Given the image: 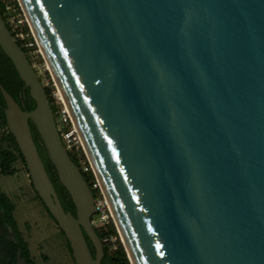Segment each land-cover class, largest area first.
<instances>
[{"label": "water", "instance_id": "water-1", "mask_svg": "<svg viewBox=\"0 0 264 264\" xmlns=\"http://www.w3.org/2000/svg\"><path fill=\"white\" fill-rule=\"evenodd\" d=\"M19 1L131 264H264V0ZM0 47L36 103L22 109L0 82L34 189L75 264H101L92 188L1 13Z\"/></svg>", "mask_w": 264, "mask_h": 264}, {"label": "trees", "instance_id": "trees-1", "mask_svg": "<svg viewBox=\"0 0 264 264\" xmlns=\"http://www.w3.org/2000/svg\"><path fill=\"white\" fill-rule=\"evenodd\" d=\"M15 6H17L16 1H15ZM0 13L5 19L6 24L11 30L12 34L14 35V31L8 21L9 9H8V3L5 0H0ZM17 42L25 51L31 63H33L31 52L35 47H27L23 44V41L21 40H17ZM0 82L6 88V90L15 98V100L19 103L22 109L32 110L36 107V103L30 95L29 88H27L24 82L20 79L12 61L2 51L1 47H0ZM45 88L51 100L52 109L57 118L58 108L53 101L52 90L48 87ZM5 107H6V102L0 90V128L2 129L0 135V174L13 175L16 173L14 164L19 159L24 163L26 169L27 167L24 158L21 154V151L17 145L15 137L8 129L6 116L4 112ZM31 128H32V134L34 140L37 144L38 150L45 163L50 178L56 188L61 203L63 204L65 210L71 211L73 214H76V209L72 201V198L69 192L67 191V189L59 181L57 171L54 165L52 164V162L50 161V159L48 158L42 140L32 123H31ZM68 152L71 158L79 165L85 179L92 188L95 199L98 198V196L100 195V190L99 188L94 186L96 178L88 162L86 161L87 159L85 154L81 151V149L68 150ZM82 161H85L86 163L83 164ZM39 199L41 200L40 197ZM15 208L16 205L12 201V199L2 191L1 182H0V229L2 227H7L10 229L12 233V237H9L5 232L2 231L0 232V264H21V261H23L24 264H37L31 254L29 244L25 239L23 232L20 230L18 226L14 214ZM106 225H107L106 230H104L103 228L96 227L97 234L104 241L105 255L101 261V264H131L128 254L119 239L118 231L115 225L113 224L112 221H109ZM62 233L65 236L63 231ZM112 238H115V241H112ZM66 240H67L68 249L70 251V254L72 255V249L70 243L67 238ZM87 240L89 242V246L91 248L92 253L95 254V249L92 246V243L88 239V237Z\"/></svg>", "mask_w": 264, "mask_h": 264}, {"label": "rangeland", "instance_id": "rangeland-1", "mask_svg": "<svg viewBox=\"0 0 264 264\" xmlns=\"http://www.w3.org/2000/svg\"><path fill=\"white\" fill-rule=\"evenodd\" d=\"M5 1L8 2L9 5H13V7L10 8L11 9L10 12L8 13L9 15L8 17L10 19L11 24L15 28L20 29L19 32L22 31L21 30L22 28L23 29H25V27L28 28L26 23L25 24L22 23L24 20H26L25 14L23 12L22 14H20V12H15V10L18 9L17 6H15V1L19 6L17 0H5ZM30 41L31 40L29 39L28 43ZM34 47L35 48L32 50L31 53L34 68L36 69L43 85L45 87L50 88L52 91H56L57 87L55 85L53 76L50 70L48 69L46 60L43 57V55L40 53V49L36 44V42L34 44ZM1 132L2 129L0 128V135ZM76 141H77V135L75 134V138H72L71 143L75 144ZM75 145L76 146L79 145V147L77 148H80L81 151L86 156V153L83 150V146H81L80 144H75ZM86 161L88 162L90 168L92 169L95 175L93 167L90 164L91 162H89L90 160L87 159ZM23 165H24L23 162L21 160L20 161L18 160L14 164V167L16 169V173L14 175H10L7 177L1 175L2 190L6 192L16 202V205L18 206L17 218L26 238L30 241L32 245L33 252L35 253L38 259L37 264H75L74 260L72 259V255L68 250L67 242L62 232L60 231L58 233L57 232L51 233L53 228L49 225V223H47L46 218L43 217V215H41L39 212H37L36 207L35 206L33 207L32 204L33 202L34 203L37 202L38 206L40 203L38 200L35 199V190L31 185V182L28 178L27 172ZM108 211L109 210L106 206H102L101 213L96 214L93 217V223L95 224L96 227L103 228L104 230H106L107 228L106 224L109 221H112L116 227L114 219L112 218L110 212ZM47 215H48L47 217H49L47 219H50L51 221L56 223V221L51 216V214H47ZM55 223L53 224L54 230L59 231ZM1 231L5 232L9 237H12V233L9 228L2 227L0 229V232ZM45 232H48L50 234L49 235L50 237H48L45 242L41 243L40 239L45 234ZM118 235L121 243L123 244L119 232ZM112 241H115V238H112ZM44 255L47 256L48 259H44ZM21 264H24V262L21 261Z\"/></svg>", "mask_w": 264, "mask_h": 264}, {"label": "built area", "instance_id": "built-area-1", "mask_svg": "<svg viewBox=\"0 0 264 264\" xmlns=\"http://www.w3.org/2000/svg\"><path fill=\"white\" fill-rule=\"evenodd\" d=\"M17 2L19 4L20 8L17 5V8L18 9L15 10V12H20V14H22V12H23L25 14L26 20H24L22 23L23 24L26 23L27 26H28V28H26V27H25V29L22 28L21 29L22 31L19 32L20 29L15 28L11 24L10 19H8L9 24H10V26L12 27V29L14 31V36H15L16 40L23 41V44L25 46H27V47H34L35 42H36L37 45H38V43H37V41H36V39L34 37L33 31H32V28H31V25H30V23H29V21L27 19V15H26V13H25V11H24V9H23L20 1L17 0ZM11 7H13V5H9L8 4L9 12L11 10L10 9ZM20 9H21V11H20ZM29 39L31 41L28 43ZM55 85H56V83H55ZM56 87H57V85H56ZM52 97H53V101H54L55 105L58 108L57 118H56V120H57V126H58L59 133H60V136L62 138V141H63L65 147L67 148V150H73V149H77L78 150V149H80V148H77V147H79V145L76 146L75 144H80L82 146V144H81V137H80L79 132H78V130L76 128V125H75V123H74V121H73V119H72V117H71V115H70V113L68 111L67 105L64 103V101L62 99V96H61V93H60L58 87H57V90L56 91H52ZM75 134L77 135V141H76L75 144H72L71 141H72V138H75ZM83 150H84V148H83ZM86 158L89 160L88 156ZM82 163L85 164L86 162L85 161H82ZM95 178H96V181H95L94 186L97 187V188H99V190H100V195L98 196V198L95 199L96 205H97V208H98V212L97 213H101L102 206H106L108 208V210H109L108 212H110V209L108 207V204L106 202V199L104 197V194H103L102 189H101V187L99 185V182L97 180L96 175H95ZM110 214H111V212H110Z\"/></svg>", "mask_w": 264, "mask_h": 264}, {"label": "crops", "instance_id": "crops-1", "mask_svg": "<svg viewBox=\"0 0 264 264\" xmlns=\"http://www.w3.org/2000/svg\"><path fill=\"white\" fill-rule=\"evenodd\" d=\"M19 161H20V159H19ZM24 164V163H23ZM24 166V165H23ZM24 168H25V166H24ZM25 170H26V172H27V175H28V178H29V180H30V182H31V185H32V187H33V189H34V186H33V184H32V181H31V178H30V176H29V173H28V171H27V169L25 168ZM2 174H0V182H1V189H2V176H1ZM14 175V174H13ZM4 176H10V175H4ZM35 190V189H34ZM3 191V190H2ZM4 192V191H3ZM4 193H6V192H4ZM7 194V193H6ZM8 195V194H7ZM9 196V195H8ZM10 197V196H9ZM11 198V197H10ZM12 199V198H11ZM35 199L36 200H38L39 201V206H38V203L37 202H33L32 204H33V207L35 206L36 207V210H37V212H39L41 215H43V217H45L46 218V220H47V223H49V225L53 228V230H52V232L51 233H58V232H60L61 231V228L59 227V225H58V223L56 222H53V221H51L50 219H47V218H49V217H47L48 215L47 214H50L49 213V211H48V209L46 208V206L43 204V202L39 199V197H38V195H37V193H36V191H35ZM12 201L15 203V205H16V202L12 199ZM35 204V205H34ZM45 207H44V206ZM47 210H46V209ZM17 209H18V206L16 205V208H15V212H14V214H15V218H16V220H17V223H18V226H19V228H20V230L23 232V230H22V228H21V226H20V223H19V221H18V218H17ZM55 220V219H54ZM56 224L57 225V227H58V230L59 231H56V230H54V225L53 224ZM62 232V231H61ZM63 234V233H62ZM23 235H24V237H25V239L27 240V242H28V244H29V248H30V251H31V254H32V256H33V258L35 259V261H36V263L38 262V259H37V257H36V255H35V253L33 252V249H32V245H31V243H30V241L26 238V236H25V234H24V232H23ZM50 234L48 233V232H45V234L41 237V243H43V242H45L46 241V239L48 238V237H50L49 236ZM65 237V236H64ZM66 239V238H65ZM66 242H67V240H66ZM68 247V246H67ZM69 250V249H68ZM70 252V251H69ZM44 259H48V257L47 256H45L44 255Z\"/></svg>", "mask_w": 264, "mask_h": 264}, {"label": "bare ground", "instance_id": "bare-ground-1", "mask_svg": "<svg viewBox=\"0 0 264 264\" xmlns=\"http://www.w3.org/2000/svg\"><path fill=\"white\" fill-rule=\"evenodd\" d=\"M21 5H22V4H21ZM22 7H23V5H22ZM23 9H24V7H23ZM24 11H25V10H24ZM25 13H26V12H25ZM27 19H28V21H29L28 16H27ZM29 23H30V21H29ZM30 25H31V24H30ZM31 28H32V26H31ZM32 31H33L34 37H35V39H36V41H37V43H38V46H39L40 52H41V54L43 55V57L45 58V57H46V56H45V52L43 51V48H42V46H41V43L39 42V39L37 38L36 33H35V31H34L33 28H32ZM45 60H46L47 67H48V69H49L50 72H51V66H50L49 63L47 62V59H46V58H45ZM51 74H52V72H51ZM52 76H53V79H54V81H55L57 87L59 88V91H60V93H61V96H62V99H63L64 103L67 105L66 100H65V98H64V95H63V93H62V90H61V88H60V85H59L57 79L54 77L53 74H52ZM67 108H68V105H67ZM68 111H69V113H70L69 108H68ZM70 115H71V113H70ZM71 117H72V115H71ZM72 119H73V118H72ZM73 121H74V120H73ZM81 144H82V146H83V148H84V151H85V153H86V155H87V152H86V150H85V147H84V145H83L82 140H81ZM87 156H88V155H87ZM88 158H89V157H88ZM111 215H112V214H111Z\"/></svg>", "mask_w": 264, "mask_h": 264}]
</instances>
